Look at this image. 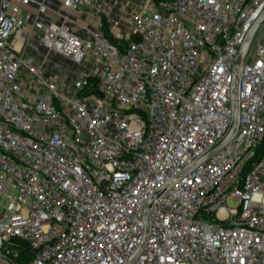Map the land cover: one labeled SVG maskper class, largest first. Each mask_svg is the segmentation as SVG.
Returning a JSON list of instances; mask_svg holds the SVG:
<instances>
[{"label": "built area", "instance_id": "obj_1", "mask_svg": "<svg viewBox=\"0 0 264 264\" xmlns=\"http://www.w3.org/2000/svg\"><path fill=\"white\" fill-rule=\"evenodd\" d=\"M137 2L0 0V264H264V0Z\"/></svg>", "mask_w": 264, "mask_h": 264}, {"label": "crops", "instance_id": "obj_2", "mask_svg": "<svg viewBox=\"0 0 264 264\" xmlns=\"http://www.w3.org/2000/svg\"><path fill=\"white\" fill-rule=\"evenodd\" d=\"M101 1L105 2L109 6V9H111V12H110L111 16L115 17V18H118L120 16L124 18L131 11V9L129 7H127V8L124 7V2H126V0H101ZM46 3L52 9L70 13L71 16L82 21L84 24H87L89 26L94 25L92 18L88 14L85 13V14H82L80 16H77L75 14V12H69L68 10H66L62 6V0H46ZM23 12L25 13L27 20L30 21L37 14V6L35 4H29V6H25V9L23 8ZM51 12L52 11L47 13L46 16H44V19L45 20L51 19L53 21H60V19H61L60 16L57 17L55 13H51ZM75 31L78 34H81L82 36H86V34H87L84 30H81V29H75ZM58 57H56V58H58Z\"/></svg>", "mask_w": 264, "mask_h": 264}, {"label": "rangeland", "instance_id": "obj_3", "mask_svg": "<svg viewBox=\"0 0 264 264\" xmlns=\"http://www.w3.org/2000/svg\"><path fill=\"white\" fill-rule=\"evenodd\" d=\"M138 0H126V2H124V7H129L131 10L132 9H135L134 7V5H137L138 4V2H137ZM23 8L25 9V6H23ZM55 11H57V10H54V11H52L51 13H55L56 14V16L58 17L59 16V14L58 13H56ZM75 14L77 15V16H80V15H82V14H85V13H83V12H75ZM75 18V17H74ZM254 43L257 41L258 42V40L259 41H264V22L262 23V25L260 26V28L258 29V31H257V33L254 35ZM34 43L35 44H33V46L32 47H34L35 45H36V43H38V41H37V39H35L34 40ZM31 47H29L27 50H29ZM42 53H40V55H41ZM39 57V56H38ZM56 57H58V56H56ZM56 57H54L56 60H59V61H61L63 64H65L67 67H72V68H74V64H73V62L70 60V59H67V58H65V57H61V56H59L58 58H56ZM62 78H63V80L64 79H71V77L73 78L74 76H72V74L71 75H69V74H66V73H64V74H62L61 73V75H60ZM228 202H229V205L230 206H236L237 205V202L236 201H234L232 198L231 199H229L228 200Z\"/></svg>", "mask_w": 264, "mask_h": 264}, {"label": "water", "instance_id": "obj_4", "mask_svg": "<svg viewBox=\"0 0 264 264\" xmlns=\"http://www.w3.org/2000/svg\"><path fill=\"white\" fill-rule=\"evenodd\" d=\"M264 22V12L263 14L258 18V22L255 24V26L252 28V30L250 31L249 35H248V42L251 41L254 37V35L257 33L258 29L260 28V26L262 25V23ZM242 52L240 53V56L238 57L237 61H236V64H235V71L236 73H238V69L241 65V62H242ZM237 83H238V78H237V75L235 77V83H234V87H235V91L237 90ZM236 123L234 125V130H233V133L232 135L234 134V132L237 130V127H238V123H239V120H238V116L236 115ZM231 135V136H232ZM226 142L220 146H218L217 148L213 149L212 152H210V154L206 155L205 157L201 158L197 163H200L204 160H206L208 157H210L214 151H216L217 149H219L220 147H222L223 145H225Z\"/></svg>", "mask_w": 264, "mask_h": 264}, {"label": "trees", "instance_id": "obj_5", "mask_svg": "<svg viewBox=\"0 0 264 264\" xmlns=\"http://www.w3.org/2000/svg\"><path fill=\"white\" fill-rule=\"evenodd\" d=\"M155 1H159V0H155ZM107 32H109L108 26H107ZM109 37H110L114 42L118 43L117 40H116L114 37H112V36H110V35H109ZM96 86H97V85H96V80L92 79L91 81H89V84H88L87 90L90 91V92H96ZM263 146H264V144H263ZM26 249H27V247H26Z\"/></svg>", "mask_w": 264, "mask_h": 264}]
</instances>
